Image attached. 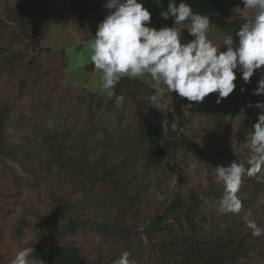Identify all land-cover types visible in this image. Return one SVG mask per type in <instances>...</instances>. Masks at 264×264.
<instances>
[{
  "label": "rangeland",
  "instance_id": "374dc122",
  "mask_svg": "<svg viewBox=\"0 0 264 264\" xmlns=\"http://www.w3.org/2000/svg\"><path fill=\"white\" fill-rule=\"evenodd\" d=\"M27 2L30 3V0H0V22H8L6 19L9 9ZM231 14L234 13L225 14L224 20L233 21L235 17ZM244 18L248 20L250 16ZM14 25L8 22L7 28L3 30L7 31L3 45L7 49L8 62L2 65L3 70L0 72V110L9 109L6 131L16 150H27L24 155L28 154V160L24 162L21 153L15 155V159H0L2 264H10L18 250L34 247L38 226L44 214L54 205L52 202L66 200L81 203L88 198L89 193L86 195L73 179L65 178L59 172H55V177L50 180L46 179L44 173L41 174L40 169L38 170L31 150L35 147V135L59 126L71 132L69 137L73 142L80 143L91 124V117L93 128L89 140L93 143V136L100 137V126H105L103 123L107 124L109 121V132L117 141L112 146L109 162L112 166L121 163L131 165L126 179L133 181H130L125 192L117 194L119 202L112 200L114 196L109 195L94 206L55 220L53 229L61 232L65 230V226L69 227L75 221L80 223L75 230L65 231L57 237L59 245L67 244L78 248L83 264H112L125 250L131 253L129 259L132 264H182L176 252L167 246V231L183 230V224L176 220L181 217L171 218L163 227L153 230L148 229L147 225L154 217L162 214L176 197L190 205V193L195 192L200 199L198 211L204 221H209L215 215L219 217L218 224L222 228H237L241 235L245 234L250 240L248 256L240 259L238 264H264V237H252L243 219L246 213L251 212V218L264 227V205H257L258 200L264 199V190H250L245 183L246 177L237 194L243 202L241 215L228 216L226 220L222 219L219 201L213 196L222 185L216 179V167H228L233 161L242 163L241 158L246 160L249 155V150L242 152L244 147L242 148L238 131L249 115L256 119L259 111L254 107L250 109L244 106L249 98L244 97L240 89L244 88L246 91L252 88L253 77L250 83L245 84L237 73L236 89L220 104L215 103L217 94L213 93L196 105H186V99L177 96L176 104H170L171 99L154 104V110L149 112L150 116L144 110L145 117L148 116L160 132L165 133L171 126L183 139H189L188 144L180 146L174 156H169L159 167L154 168L144 164L148 159L154 158V155L149 154L152 144L146 145L143 151L133 145L130 146V151H125L126 146L120 143L119 138L134 137V133H128L129 130L126 129L120 134L115 130L120 124L118 116L110 117L104 102L102 109H94L96 99L91 100L90 93L63 85L62 75L67 60L61 50L52 51L51 48L56 47V44L52 42L50 26L39 39L35 51L30 40H21L18 36L14 38L11 35L10 32L15 34ZM217 31L220 39L215 30L210 32V37L216 40L218 48H222L223 40L228 34L222 28ZM223 50L222 48L221 51ZM30 60L33 64L28 66ZM72 62L75 63L76 59ZM262 73L264 68L257 72L259 75ZM140 97L143 98V105L144 94ZM134 109L135 105L131 103L130 111ZM127 114L131 117L126 120L131 123V130H138L142 117L139 114L132 116V112L130 114L128 111ZM217 114L225 119L217 117ZM95 119L101 120L103 125L94 122ZM26 137L34 138V141L27 140ZM158 141H155L156 145ZM133 155L136 157L135 161ZM32 170L40 175L33 176ZM94 180L106 188V183ZM104 223L109 229L104 227ZM209 227L211 225L205 224L204 230ZM28 260L29 264H37L31 254Z\"/></svg>",
  "mask_w": 264,
  "mask_h": 264
},
{
  "label": "trees",
  "instance_id": "16d2710c",
  "mask_svg": "<svg viewBox=\"0 0 264 264\" xmlns=\"http://www.w3.org/2000/svg\"><path fill=\"white\" fill-rule=\"evenodd\" d=\"M214 4L221 11L228 7V4L218 0H214ZM6 21L15 24V34L12 32L11 35L18 36L21 40H30L33 50H36L39 39L44 35L50 26L49 9L46 0H30V3H20L14 8L9 9ZM202 15H208L212 25L225 29L228 35H235V32L239 29L240 25L245 21L239 17L235 18L231 22L224 20L222 16H213L206 13H199ZM159 28L163 26L172 27V19H164L163 17L152 14L151 17ZM7 23L3 24L0 22V72L3 70L2 65H5L7 60V49L3 45V39L7 34L4 29L7 28ZM33 64L30 60L28 66ZM260 75L255 73L254 84L252 88H248L243 92V96L247 99L245 105L249 102L255 104L257 101L263 100L264 97L252 95V91L255 89L257 80ZM146 85L135 79L122 77L121 80L115 87V95L112 99L108 100L105 104L106 112L110 117L118 116L117 121L120 123L115 130L120 134L124 130H129L128 133H134V137L124 136L119 138L120 143L125 145V151H130V146H135L139 151H143L144 147L148 144H152V151L149 154L154 155L152 160H147L144 164L150 167H159L166 158L174 156L180 146L187 145L189 139H183L179 136L171 126L167 128L165 133L160 132L153 126L150 118L144 115V107L142 105V99L140 95L145 94ZM87 92V91H86ZM89 93V92H88ZM245 93V94H244ZM116 96H123L124 100L122 103H116ZM96 97L94 93H90L89 98L92 100ZM207 99V97L205 98ZM204 99V100H205ZM177 95L173 94L172 104H176ZM134 103L135 109L130 111V105ZM186 105H196V102H189L185 100ZM212 106V105H211ZM209 106V111L211 110ZM102 109L103 105L96 101L94 109ZM252 109L253 107H248ZM128 113L132 116L140 115L142 118L139 121V128L137 130H131L130 125L126 120L129 117ZM259 111V110H258ZM216 114V113H214ZM9 115V109L4 108L0 110V159L14 158L15 155L21 153L24 162L28 160V154L24 155L27 151L16 150L15 144L9 139V135L6 131L7 118ZM143 115V116H142ZM222 120L224 116L217 114ZM92 117L90 118V126L86 129L85 137L80 143L72 141L69 137L70 131L67 129H61L55 127L51 131H45L35 135L34 148L31 150V154L34 156L38 166V170L44 173L46 179L55 177L54 173L59 172L63 176L73 179L77 186L81 187L86 195L89 193L88 198L81 203L69 202L66 200H59L52 202L54 205L49 211L44 214L42 221L37 229L36 242L33 247L34 252L31 254L32 259L37 264H83V257L78 248L57 243V237L60 234H64L65 231H73L79 222L75 221L73 225L64 227V231L53 229L55 220L71 215V212H79L80 209L84 210L85 207L94 206L100 199L108 197L109 195L114 196L112 200L119 202L117 194L119 192H125L131 183L127 178L129 168L131 165H119L112 166L110 163L111 150L113 145L117 143L116 139L112 137L109 132L110 122L105 126H100L101 136H93V143L89 140V135L92 134ZM216 120V119H215ZM123 121H126L123 124ZM94 122L103 125L101 120L95 119ZM181 123L182 120H179ZM256 123V119H253L249 115L240 125L239 134L242 141V152L247 151L245 147L246 142L250 139V132L252 126ZM61 129V130H60ZM38 138V139H36ZM27 140L34 141V138L26 137ZM107 140V141H106ZM159 140L158 145L155 141ZM29 143V141H28ZM27 143V144H28ZM32 143V142H30ZM243 154V153H242ZM24 155V156H23ZM147 156V154H145ZM134 161L136 157L133 155ZM242 163L247 167L246 160L241 158ZM147 166V167H148ZM33 176L37 177V171L32 170ZM40 175V174H38ZM95 179L106 183V188L96 182ZM129 180V181H128ZM264 180V178H262ZM133 181V180H132ZM245 183L248 184L249 189L257 192L264 190V182H257L255 177H247ZM223 195V186L221 185L220 190L215 192L214 198L220 202ZM199 196L192 192L190 193V205H187L185 201L179 197L174 198L170 204L166 207L164 212L154 217L147 225L148 229L153 230L161 228L171 218L180 216L181 218L177 221L183 224L182 231H176L170 229L167 231L169 235V241L167 246L176 252L179 256L182 264H238L240 259L248 256L251 248L250 240L246 238V235H241L240 230L234 228L228 230L226 227L222 228L219 225V217L215 215L211 216L209 221L203 219L202 214L199 213L197 205H199ZM191 201L193 203H191ZM192 204L194 206H192ZM246 204V201H244ZM242 210V209H241ZM239 214H227L221 213L222 219H228L229 217L240 216ZM220 216V217H221ZM205 224L211 225L208 229L204 230ZM104 227L109 229V226L104 223ZM105 231V229H104ZM0 264L2 262L0 261Z\"/></svg>",
  "mask_w": 264,
  "mask_h": 264
},
{
  "label": "clouds",
  "instance_id": "9594fccd",
  "mask_svg": "<svg viewBox=\"0 0 264 264\" xmlns=\"http://www.w3.org/2000/svg\"><path fill=\"white\" fill-rule=\"evenodd\" d=\"M155 2L159 4V0ZM239 5H243L242 10ZM103 8L106 15L97 24L88 48L93 71L100 73L99 88L110 97L115 95V87L122 77L137 79L147 75L157 93L166 90L169 96L175 93L196 103L216 93L215 103L220 104L236 89L237 73L247 84L264 68V0H239L236 9H247L250 19L240 25L234 36L224 38L223 51L209 39L210 17L194 13L186 0L178 4L176 0H168L166 10L160 15L172 19L173 26L159 30L150 26L152 14L138 0H105ZM185 22L191 40L174 27ZM244 91L240 89L241 93ZM252 95L264 97V73ZM115 99L120 104L124 97ZM148 100L156 103L158 96L150 95ZM246 107L259 110L245 144L249 150L248 166L233 161L228 167L217 166L214 170L223 186L219 211L224 215L239 214L243 208L237 194L246 177L264 182V100L249 102ZM257 205H264V199L258 200ZM243 219L252 237H264V227L251 218V212ZM33 252V248L18 250L10 264H29L28 257ZM130 255L125 250L112 264H132Z\"/></svg>",
  "mask_w": 264,
  "mask_h": 264
},
{
  "label": "crops",
  "instance_id": "0c3cea01",
  "mask_svg": "<svg viewBox=\"0 0 264 264\" xmlns=\"http://www.w3.org/2000/svg\"><path fill=\"white\" fill-rule=\"evenodd\" d=\"M218 1L228 4V7L220 12L218 7L214 4V0H186L194 13H206L215 17L222 16L225 18V14L227 15L228 12H231L234 13L231 14L233 17H239L243 20H246L244 16H250L247 9L241 11L243 5H239L241 10L236 9L239 0ZM46 2L51 23L50 36L53 37V44H56V47L51 49L53 52L58 50L64 52V57H66L67 60L62 75L63 85L77 88L80 91L94 93L96 95V101L100 102L102 105V102L106 104V102L114 96H108L106 92L101 91L99 88L100 73L93 71V66L90 61V50L88 48V45L92 41V37L95 35L97 24L101 22L106 15V10L103 8L105 0H46ZM138 2H142L144 7H146L151 14L161 16L160 13L167 8L168 0H159V4H157L155 0H138ZM179 2L180 0H176L177 4ZM161 17L167 19L164 16ZM150 26L159 30V26L152 18ZM174 27L182 32L183 37L188 40L192 39L187 33V22L174 25ZM218 28L221 29V27L211 24L208 32L209 39L215 44L216 40L214 41L210 37V32L215 30L219 38ZM75 59L76 62L73 63L72 60ZM135 80L143 82L147 87L143 100V107L146 110V114L154 110V104H161L163 100L164 102H168L170 99H173L174 93L170 94V96L167 94L166 90L162 93H157L152 87L150 76L145 75ZM154 94L158 96V101L156 103H150L148 97ZM170 104H172V102ZM148 116H150V114Z\"/></svg>",
  "mask_w": 264,
  "mask_h": 264
}]
</instances>
